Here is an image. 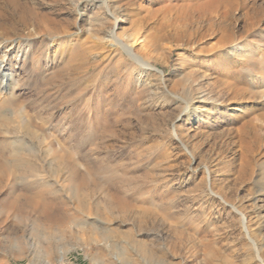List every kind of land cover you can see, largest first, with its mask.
<instances>
[{"label": "rangeland", "instance_id": "1", "mask_svg": "<svg viewBox=\"0 0 264 264\" xmlns=\"http://www.w3.org/2000/svg\"><path fill=\"white\" fill-rule=\"evenodd\" d=\"M219 1L0 0V264H264V0Z\"/></svg>", "mask_w": 264, "mask_h": 264}, {"label": "bare ground", "instance_id": "2", "mask_svg": "<svg viewBox=\"0 0 264 264\" xmlns=\"http://www.w3.org/2000/svg\"><path fill=\"white\" fill-rule=\"evenodd\" d=\"M206 1H208V0H185V2L184 3H182V10H183V12L179 15V13H175L176 15H174L175 17H177V18H179L178 20H181V19H184L185 21L187 20H189L192 16H193V14H194V11H195V5H197V6H199V3H202V2H205L206 3ZM217 1H219V0H217ZM222 1V0H221ZM221 1H219V2H221ZM225 1V0H224ZM227 1V0H226ZM216 2V1H215ZM223 2V1H222ZM221 2V3H222ZM210 3V2H209ZM211 5H212V1H211V3H210ZM206 5V4H205ZM214 5V4H213ZM207 6V5H206ZM208 7V6H207ZM178 8V7H177ZM204 8V7H203ZM181 9V8H180ZM208 9V8H207ZM179 10V9H178ZM181 10V11H182ZM199 10H201V9H199ZM198 10V11H199ZM205 10V9H204ZM30 13V12H29ZM32 14H31V17L32 18H34L35 17V14L33 13V12H31ZM208 13V12H207ZM108 15H109V17L112 19V21H113V25H115L116 23H118V22H123L124 20L122 19V18H120V17H118L117 15H114V14H112L111 12H109L108 13ZM199 15V14H198ZM40 17V16H39ZM172 17V16H171ZM202 17V16H201ZM205 17V16H204ZM36 18V17H35ZM181 18V19H180ZM196 18V17H195ZM200 18V17H199ZM38 19V18H37ZM207 19V18H206ZM208 19H210V18H208ZM35 20V19H34ZM39 20V19H38ZM37 20V21H38ZM202 20H204V19H202ZM40 21H41V23H39L38 22V26L40 27V29H38L39 30V32H42L43 34H45V35H47L49 38H50V43H47V45H45L44 47H43V49L42 50H40L39 48V58L41 59L42 58V60L43 61H45V65H47V68H49V67H52V64L54 63H56L57 64V66H59L60 64H62V63H60L61 62V54L62 53H64L65 51H69V52H72L73 51V47L74 46H72L73 45V39L71 40V41H68L65 37H63L62 35H60L61 33L60 32H58V30L56 29V27H54V26H52V25H50L47 21H45V19H40ZM175 21V20H174ZM194 21V20H193ZM25 22V21H24ZM198 22V21H197ZM184 23H187V22H184ZM190 23H192V22H190ZM189 23V24H190ZM194 23V22H193ZM173 24H174V22H173ZM207 24V23H206ZM26 25V24H25ZM177 26H179V25H177ZM177 26H175V27H177ZM188 28H189V26H187ZM169 28V27H168ZM192 28V27H191ZM173 29H175V28H173ZM177 29V28H176ZM181 29V28H180ZM184 29V28H183ZM183 29H181V30H183ZM190 29V28H189ZM170 30V29H169ZM178 30V29H177ZM176 30V31H177ZM191 30V29H190ZM192 30H193V28H192ZM196 29H194L193 31H195ZM173 31H175V30H173ZM186 31V30H185ZM184 31V32H185ZM169 32H171V30L169 31ZM187 33H190L189 31H186ZM173 33H177V32H173ZM186 33V34H187ZM106 36H107V38H109V40H110V45H115L118 49V51L120 52V55L122 54V48L121 47H119V46H117V44H119V42H118V40L116 39V38H114V36L115 35H113L112 34V31H108L107 33H106ZM183 35H182V31H181V37H182ZM116 37V36H115ZM187 38H185V40H186ZM187 40H189V39H187ZM66 43V44H65ZM45 44V43H44ZM41 47V48H42ZM77 47V46H76ZM19 48V47H18ZM78 48V47H77ZM76 48V49H77ZM13 49V45L11 44V45H9V50H7V51H11ZM33 48H31V50H32ZM78 50V49H77ZM34 51V50H33ZM37 51V50H36ZM75 51V50H74ZM24 52V51H23ZM76 52V51H75ZM33 53V52H32ZM73 53V52H72ZM30 56H31V54H29ZM73 55V54H72ZM76 56V55H75ZM32 57H34V56H32ZM70 57V56H69ZM132 57H134V58H132V61H131V64L133 65V66H135V68L137 69V75H136V77H135V81H136V84L137 83H140L141 81L142 82H144V84H145V76L147 75V74H149V73H151V72H154L155 73V69L156 68H150L149 66H147L146 64H144V62L142 61V60H140L138 57H136V56H134V55H132ZM38 58V59H39ZM71 58H74V57H71ZM71 58H69V60L71 59ZM34 59V58H33ZM37 59V57H36V60H38ZM1 60V59H0ZM35 59H34V63L35 62H37ZM64 60V59H63ZM62 60V61H63ZM68 60V63L69 62H72V61H69ZM2 62H4L3 64H2V66H1V63ZM129 62V61H128ZM32 63V62H31ZM68 63H67V65H68ZM36 64V63H35ZM13 65V64H12ZM25 65V64H24ZM70 65V64H69ZM77 65V64H76ZM131 65V66H132ZM16 66H18V64L16 65ZM35 66V65H34ZM34 66H32V67H34ZM56 66V65H55ZM61 66V68H63L64 67V65L62 66V65H60ZM129 65H126V68H130V67H128ZM32 67H31V69H32ZM68 67V66H67ZM125 67V66H124ZM154 67V66H153ZM10 68V63H9V61L8 60H5V61H3V60H1L0 61V80H1V84H0V86H3L4 87V85H2V78L4 77V76H6V71H7V69H9ZM18 68V67H17ZM24 68V67H23ZM68 68H70V67H68ZM68 68H67V70H68ZM76 68V67H75ZM134 68V67H133ZM122 69H123V67H122ZM125 69V68H124ZM74 70H76L77 71V69H74ZM130 70V69H129ZM29 71V70H28ZM63 71V70H62ZM65 71V70H64ZM158 71H159V69H158ZM67 72V71H66ZM69 72V71H68ZM25 73V72H24ZM60 73V72H59ZM76 73V72H75ZM129 74V73H128ZM25 75V74H24ZM27 75V74H26ZM62 75V74H61ZM26 77V76H25ZM24 77V78H25ZM127 77V76H126ZM125 78V77H124ZM54 79V78H53ZM127 81V80H126ZM76 83V82H75ZM74 83V84H75ZM127 83V82H126ZM5 86H6V84H5ZM62 89V88H61ZM8 101V100H7ZM207 109H203V111H206ZM195 119H198V117H193V114H191V115H189V121L190 120H195Z\"/></svg>", "mask_w": 264, "mask_h": 264}]
</instances>
